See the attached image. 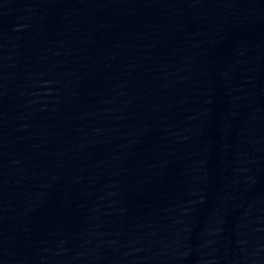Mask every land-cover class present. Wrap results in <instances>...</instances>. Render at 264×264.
<instances>
[{"label": "water", "instance_id": "1", "mask_svg": "<svg viewBox=\"0 0 264 264\" xmlns=\"http://www.w3.org/2000/svg\"><path fill=\"white\" fill-rule=\"evenodd\" d=\"M0 264H264V0H0Z\"/></svg>", "mask_w": 264, "mask_h": 264}]
</instances>
